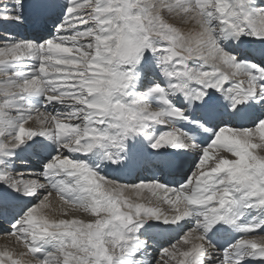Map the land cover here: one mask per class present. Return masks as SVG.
Listing matches in <instances>:
<instances>
[{
    "label": "snow or ice",
    "instance_id": "1",
    "mask_svg": "<svg viewBox=\"0 0 264 264\" xmlns=\"http://www.w3.org/2000/svg\"><path fill=\"white\" fill-rule=\"evenodd\" d=\"M3 224L0 264H264V0H0Z\"/></svg>",
    "mask_w": 264,
    "mask_h": 264
},
{
    "label": "bare ground",
    "instance_id": "2",
    "mask_svg": "<svg viewBox=\"0 0 264 264\" xmlns=\"http://www.w3.org/2000/svg\"><path fill=\"white\" fill-rule=\"evenodd\" d=\"M34 170H38V168H33ZM0 229H6V224H3V225H0ZM2 233L0 232V235H1ZM264 234V233H263ZM2 238H3V236H2ZM2 238L0 239V247H3L5 244H8V243H5V244H3L4 243V241H2ZM9 245V244H8Z\"/></svg>",
    "mask_w": 264,
    "mask_h": 264
},
{
    "label": "rangeland",
    "instance_id": "3",
    "mask_svg": "<svg viewBox=\"0 0 264 264\" xmlns=\"http://www.w3.org/2000/svg\"><path fill=\"white\" fill-rule=\"evenodd\" d=\"M0 232H2V229H0ZM2 235H3V234L0 235V239L2 238Z\"/></svg>",
    "mask_w": 264,
    "mask_h": 264
}]
</instances>
